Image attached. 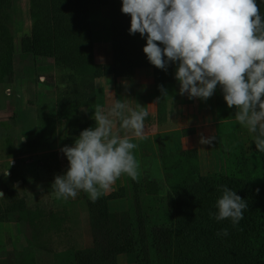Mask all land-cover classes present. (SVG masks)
<instances>
[{
	"label": "trees",
	"instance_id": "1",
	"mask_svg": "<svg viewBox=\"0 0 264 264\" xmlns=\"http://www.w3.org/2000/svg\"><path fill=\"white\" fill-rule=\"evenodd\" d=\"M257 4L264 15V4L259 0ZM95 5L112 8L109 62H99L95 56L101 42L92 29L91 7ZM120 8L121 0H30L31 33L21 37L20 53L24 58L33 55L52 60L59 74L48 82L56 90L54 109H39L37 138L27 141L29 148L56 145L62 122L72 137L94 126L93 114L88 111L98 104L100 78L116 81L117 76H132L139 68H151L157 106L152 123L167 120L170 100H184L174 79V65L165 71L148 62L142 51L145 39L139 33L129 35L130 17ZM14 9L15 0H0V86L6 88L15 82ZM158 85L168 94L162 96ZM214 97L217 118L234 117L235 106L227 107L219 88ZM3 126L9 124L3 122ZM11 137L7 139L10 144ZM218 147L221 170L202 174L197 148L169 150L159 137L166 194L160 193L154 179L128 176V193L120 185L92 201L81 191L93 244L72 247L69 264H118L123 254L133 264H264V153L255 149L249 133L222 132ZM9 171L5 186L0 188L5 195L0 198V222L10 216L24 222L27 245L21 251H11L8 263L44 264L40 256L55 253L52 235L63 228L65 217L37 202L29 203L15 186L17 170L10 166ZM221 185L236 191L248 204L237 225L209 216L216 212ZM122 199L127 201L126 209H110V201ZM221 229H227L228 235H218Z\"/></svg>",
	"mask_w": 264,
	"mask_h": 264
},
{
	"label": "clouds",
	"instance_id": "2",
	"mask_svg": "<svg viewBox=\"0 0 264 264\" xmlns=\"http://www.w3.org/2000/svg\"><path fill=\"white\" fill-rule=\"evenodd\" d=\"M120 11L130 17L129 35L145 39L148 62L165 71L174 65L180 95L206 101L219 88L227 107L235 106L234 120L264 153V15L257 0H121ZM158 87L162 96L168 94ZM148 116V110L120 99L96 108L94 126L60 148L68 164L51 184L56 197L75 198L83 191L95 201L122 175L135 180V141L146 139ZM215 139L201 135L199 143L210 145ZM220 191L216 212L209 216L237 225L248 204L227 186ZM220 234L227 236V229Z\"/></svg>",
	"mask_w": 264,
	"mask_h": 264
},
{
	"label": "rangeland",
	"instance_id": "3",
	"mask_svg": "<svg viewBox=\"0 0 264 264\" xmlns=\"http://www.w3.org/2000/svg\"><path fill=\"white\" fill-rule=\"evenodd\" d=\"M13 18L16 48L14 52L15 82L14 85L12 84L13 86H9L10 88L0 86V172L5 174L0 173V188L5 186L6 173H10L8 167L13 166L17 170V176L19 178L15 186L20 188V194L25 195L29 203L37 202L49 210L58 211L64 215L65 221L62 226L63 228H60L61 230L58 231L57 235H55L56 232L52 235L55 253L41 255L40 258L44 261V264H69L70 260H67V256L74 245L77 247H86L93 242L87 204L85 200L79 197V192L75 198H52L51 195L54 190L51 188V184L54 177L63 174L67 168V159L60 152V148L64 145H71L77 136H68L66 125L62 122L60 124V138L55 145L57 146L55 150H52L54 149L52 147L45 148L43 146H37L29 148L27 146V141L37 138V134L35 137L30 136L26 132H22L20 128H26L27 126L30 129H34L35 123L38 122L37 116L41 107L51 110L54 109L56 90L48 82L52 81V76L57 77L59 71L50 59H37L33 55L24 58L20 53L19 43L21 37L31 33L30 0H15ZM91 19L92 29L101 41L98 43L95 51L96 59L99 62H109L112 58L110 43L112 29L111 6H92ZM145 78L146 76L144 75L142 79ZM148 79L149 76H147L146 80ZM107 81L110 82L105 84L106 81L101 80L97 84L100 97L104 98V86L115 83L112 78ZM148 102H151L150 97ZM213 102V96L203 101L198 98L189 99L186 95L185 104H180V102L173 100L168 105L169 114L166 121L152 123V119L149 116L145 119V124L149 128L147 133H157L158 136L155 138L157 147V139L160 136L164 139L169 150L187 149L188 147L197 148L202 174L220 171L222 165L217 140L218 134L233 131L243 135L247 130L242 128L234 120V117L224 119L220 123H215L216 118L212 113ZM149 104L147 110L150 115L152 112V104ZM95 109L96 107L89 110L88 113L93 114ZM185 112L189 113V115L185 122L184 118L181 117V124L187 126L180 128L178 123L181 118L179 116ZM3 122H7L9 127L3 126ZM151 123L152 125H150ZM200 126L206 130L200 132ZM206 131L209 136H216V139L210 145H202L199 143L201 135L198 136V134ZM8 137L12 138L11 144L7 140ZM10 147L13 148L12 154L10 153ZM134 153L139 162L137 178L156 180L160 185V193L166 194L168 189L165 181L162 180L164 173L158 148H154L153 141L145 145V152H141L140 150V153H138V148H136ZM28 159L34 160V164L30 162L29 164ZM36 164H39L42 170L36 173L34 176L36 179L35 182L32 183V186L30 185L28 187V184L31 183L33 178L30 177V181L28 179L26 180V167L29 169L31 165L34 167ZM124 183L127 189L128 181L122 175L116 180L114 189H117L120 184ZM110 191H112V188L108 192ZM109 206L111 210H124L128 207V204L126 199H122L110 201ZM8 221L13 222L10 224L12 225V230L8 224H5V228H2L3 222H0V264H9V253L11 251H21L27 245L26 224L24 222H16L13 216H10ZM75 246L74 248H77ZM118 264L133 263H130L126 255L123 254L118 257Z\"/></svg>",
	"mask_w": 264,
	"mask_h": 264
},
{
	"label": "crops",
	"instance_id": "4",
	"mask_svg": "<svg viewBox=\"0 0 264 264\" xmlns=\"http://www.w3.org/2000/svg\"><path fill=\"white\" fill-rule=\"evenodd\" d=\"M41 62H43V61H41ZM144 75L146 76V78L145 79H142L144 77ZM147 76H149V79L148 80H146L147 79ZM110 78L111 77L100 78V79L97 80V84H99L101 82V80L106 81L105 84L106 83L108 84L110 81H107V80H110ZM108 86H104V98L103 97H100L98 99V104H97L96 108H105L114 99H120L122 101L123 100H126L133 107H137V108L142 107V108H144L146 110H147L148 105H150L149 103H151L152 104V112L149 115V117L151 119L153 117H155V114H156V111H157V106H156V102H155V98H154L153 73H152L151 68H148V67L139 68V69H137L135 71V73L132 76H123V75L117 76L115 83L109 84ZM150 90H152V91H150ZM106 95L108 96V98H107ZM149 97L151 98V102H148ZM182 99H184V100L181 101L180 104H185L186 103V95H183V98ZM54 101H55V99H54ZM172 101L173 100H170L169 101V104ZM213 101L214 102H213V112L212 113L214 114V116L216 118L214 122L215 123H220V122H222L224 120L218 119L217 116H216V114H215V97H214V95H213ZM153 102H154V105H153ZM188 115H189V113L185 112L183 115H180L179 118L183 117L184 118V122H185V120L187 119ZM214 116H213V118H214ZM181 120H182V118L179 120V123L178 124H179L180 128H184V126H187V125L181 124ZM151 122H154V120L152 119ZM150 125H152V123ZM37 126H38V122L35 123V128L34 129H30L27 126H26V128L25 127H22L23 129L22 128H20V129L22 130V132H26V134L35 137L36 134H37ZM199 129H200V132H203L204 130H206L202 126H200ZM148 130H149V128L145 124V136H146V139H144L142 141H135L137 143L138 153H140V150H141V152H145V145L148 144L151 141H153V143H154V148H158L157 145L155 144V138H156V136H158L157 133L156 134L153 133V132L147 133ZM200 135H204L205 137L209 136V134H208L207 131L204 132V133H202V134L201 133L198 134V136H200ZM217 140H218V136H217ZM157 143H158V139H157ZM51 147L54 148L52 150H55L56 149L55 147H57V146L54 145V146H51ZM188 148H190V147H188ZM184 149H186V148H184ZM29 162L32 163V164H34L33 163L34 160H32V159H28V163ZM32 166L33 165H31V168H29V169H27V167H26V180L28 179L30 181V177L33 178V180L31 181V183L28 184V187L30 185L32 186V183L35 182L36 179H35L34 176L36 175V173H39L42 170V167L39 166V164H36L34 167H32ZM124 178L128 181L127 175H124ZM162 180L164 181V176H163V179ZM39 182H41V181H39ZM115 184H116V181H115V183L111 187L112 190L114 189V185ZM120 185H123V186L126 187L125 183L124 184H120ZM46 190H48V189H46ZM80 193L82 194V196H81ZM106 193H109V192L107 191ZM78 194H79V197H81L82 200H85V202H86V199L84 197V194L81 191H79ZM51 196H52V198L56 197L54 191L52 192V195ZM12 223L13 222H11V221H4L3 222V225H2V228H5V224L10 225ZM10 227H11V230H12V225H10ZM57 234L58 233H55V235H57ZM53 235H54V233H53ZM92 244H93V242L91 243V245ZM91 245H89V246H91ZM89 246H86V247H89ZM75 247H77V246H75ZM77 248H79V247H77Z\"/></svg>",
	"mask_w": 264,
	"mask_h": 264
}]
</instances>
